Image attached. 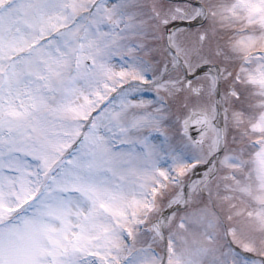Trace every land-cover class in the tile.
<instances>
[{
    "label": "snow or ice",
    "instance_id": "snow-or-ice-1",
    "mask_svg": "<svg viewBox=\"0 0 264 264\" xmlns=\"http://www.w3.org/2000/svg\"><path fill=\"white\" fill-rule=\"evenodd\" d=\"M0 264H264V0H0Z\"/></svg>",
    "mask_w": 264,
    "mask_h": 264
}]
</instances>
